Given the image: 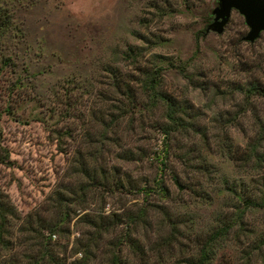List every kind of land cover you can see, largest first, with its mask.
<instances>
[{"label": "rangeland", "instance_id": "obj_1", "mask_svg": "<svg viewBox=\"0 0 264 264\" xmlns=\"http://www.w3.org/2000/svg\"><path fill=\"white\" fill-rule=\"evenodd\" d=\"M215 1L23 0L14 6L19 31L1 44V52L13 66L0 69V111L11 106V113L0 115L1 140L11 161L0 164V193L19 216L55 219L59 215L49 210L50 196L67 188L71 199L64 204L76 215L70 213L64 222L68 228L66 262L82 255L72 252V246L79 230L85 228L76 217L87 210L102 207L104 213L123 210L135 216L144 211L141 220L126 227L122 216L115 228L116 233L129 232L137 244H120L119 264H188L194 247L216 218L225 217L231 223L237 206L242 209L241 223L230 226L208 264H259L251 241L264 232V209L242 208L236 201H228L226 207L208 205L209 197L213 196V202L217 198L209 191L199 195L197 190L205 179L217 182L249 174L242 178L246 181L264 174V159L259 161V171L250 169L249 173L242 160L247 144L259 136L258 150L264 155V95L253 93L245 98L243 94L251 80L264 89V32L252 42L244 40L247 28L235 10L230 11L222 32H205ZM155 54L184 61V72L195 84L160 63L165 68L159 87L187 101L197 113L196 125L163 137L156 127L158 110L134 116L130 123L120 119L109 134L114 139L104 141L95 163L109 170L117 167L120 176L127 174L132 181L145 180L149 191L144 197L140 191L114 192L102 198L86 191L76 196L79 190L75 192L74 185L82 178L75 172L76 157L86 145L94 147V142L84 141L83 133L98 128L90 123L91 113H96L90 111H102L104 94L109 93L104 67L115 66L139 77L134 67H150ZM67 79L74 85H67ZM14 80L21 87L12 89ZM134 92L136 100L142 101L137 87ZM121 149L142 150L145 157L118 159ZM203 162L210 166L201 171L198 165L202 167ZM157 185L164 191H157ZM171 226L173 235H169ZM54 234L51 239L58 237ZM111 235L103 233L89 264H108L106 242Z\"/></svg>", "mask_w": 264, "mask_h": 264}, {"label": "trees", "instance_id": "obj_2", "mask_svg": "<svg viewBox=\"0 0 264 264\" xmlns=\"http://www.w3.org/2000/svg\"><path fill=\"white\" fill-rule=\"evenodd\" d=\"M20 1L23 0H0V69L8 65L13 66L10 57L1 52V44L4 38L19 31L17 22H14L13 8ZM153 56L155 57L150 62V67H134L137 74L140 75L135 78L131 76L132 74L124 73L115 66L107 65L104 67L108 79L105 83L109 93H103L105 99H103L102 111L100 109L90 111L96 112L91 113L90 123L98 124V128L93 132L87 130L83 133L84 141L94 142V147L90 148L86 145L85 151H83L85 153L78 152L76 157L75 172L82 176L81 179L78 178L76 185H74L75 192L79 190L76 196H84L86 191L91 192L92 195L95 192L98 198H102L104 194H112L114 192L129 193L140 191L144 197L146 192L149 191L145 180L142 182L132 181L127 174H123V177L120 176L117 167L112 166V169L109 170L103 163V165L98 162L95 163L103 152L104 141L106 139H114L109 134H113V128L120 119H125L126 123H130L134 116L143 117L146 113L150 114L158 110L160 111V120L156 122L158 123L156 127L160 130L163 137H167L170 132H185L188 126L193 129L194 125H196L193 121L197 113L186 105L187 101L180 100L159 87L161 82L160 72L165 68V65L174 68L189 84H195L191 75L184 72V61L176 59L177 62H173L171 59H165L159 54ZM160 63H165V65L163 66ZM130 80H134L136 85L132 83L130 85ZM65 82L68 85L71 80L67 79ZM71 83V86H73V82ZM21 85L22 83L19 80H14L12 89L21 87ZM136 87L143 96V100L140 102L135 97L134 90ZM253 93L264 95V89L256 81L251 80L243 90V94L245 98H248ZM66 97L67 94L63 93V98L66 99ZM65 104L70 106L68 102ZM10 107L9 104L5 105L2 108L3 110H1L2 112L0 111V115L1 113H11ZM261 141V136H259L255 141L249 142L245 150V157L241 158L244 163L246 162V166L245 164L242 166H245L248 173L250 169L256 171L260 169L258 167L259 161L264 159L263 152L258 150ZM95 143L98 145L96 146ZM226 151L230 152L229 146H226ZM225 155L227 162L231 163L228 160L229 154ZM116 157L118 159L140 160L145 155L142 150L134 153V151L128 149H121L116 153ZM250 161L253 163H247ZM10 163L7 148L3 145L0 134V164L9 165ZM159 163L162 165L163 161L159 160ZM206 166H210V164L203 162L202 167L199 164L198 168L202 171V168H206ZM247 175L249 174L244 176ZM244 176L231 180L223 177L217 182L205 179L197 187L199 191L197 193L199 195H208L207 191H209L211 192L210 194H214L217 200L213 202V196L209 197L208 205L213 203L215 205L218 204L220 207L222 205L226 207L228 206V201H236L242 205V208L264 209V174L261 173L260 176L254 178L249 177L246 181L242 179ZM156 188L157 191H164L162 185H157ZM66 190V187L64 190H55L52 193L53 196H50L51 208L49 210L54 211L57 216L59 215L55 219H45L37 215L30 216L29 214L19 216L9 199L0 193V264H89V261L95 256V251L104 232L113 233L111 235L112 238L106 242V245L110 246L108 247L110 250L108 264H119L118 251L122 242H127L134 247L137 246L136 240L132 238L129 232L116 233L115 228L122 222V216L125 218L123 226L126 227L127 224H133L135 221L141 220L144 211L138 212L137 216H135L123 210L122 212L110 210L104 213L101 210L102 207H98L77 215V221L82 223L85 228L79 230L80 236L76 238L75 245L72 246V252L81 251L82 255L66 262L65 246L67 245V240L65 239L67 238L66 232L68 228L64 222L66 219L68 220L70 213L76 212L73 209L66 208L67 206L64 204V201L71 199L66 194ZM235 208L238 210L234 213V220H230L231 223H227L225 217H221L222 219L220 217L216 218L217 221L213 222V225L205 233L206 235H203L202 240L198 242L197 247H194V253L187 260L188 264L209 263L214 257L215 251L220 248L230 226L236 222L241 223L242 209L237 206ZM74 214L76 215V213ZM170 230L169 235H173L172 230H174V227L171 226ZM55 232L58 233V237L51 239L50 234ZM166 239H168V236ZM251 242H254L251 248L256 249L259 253V264H264V232L257 234V237ZM103 251L108 253L106 249Z\"/></svg>", "mask_w": 264, "mask_h": 264}, {"label": "water", "instance_id": "obj_3", "mask_svg": "<svg viewBox=\"0 0 264 264\" xmlns=\"http://www.w3.org/2000/svg\"><path fill=\"white\" fill-rule=\"evenodd\" d=\"M232 9L241 15L247 27L242 36L244 40L252 42L260 31H264V0H216L209 11L211 20L206 24L204 31L222 32ZM177 188L180 190L182 186L178 184Z\"/></svg>", "mask_w": 264, "mask_h": 264}, {"label": "built area", "instance_id": "obj_4", "mask_svg": "<svg viewBox=\"0 0 264 264\" xmlns=\"http://www.w3.org/2000/svg\"><path fill=\"white\" fill-rule=\"evenodd\" d=\"M50 237L54 238L55 237V234L54 233L50 234Z\"/></svg>", "mask_w": 264, "mask_h": 264}, {"label": "flooded vegetation", "instance_id": "obj_5", "mask_svg": "<svg viewBox=\"0 0 264 264\" xmlns=\"http://www.w3.org/2000/svg\"><path fill=\"white\" fill-rule=\"evenodd\" d=\"M232 10H234V9H232ZM243 23H244V22H243ZM244 25H245V24H244ZM245 26H246V25H245ZM246 28H247V27H246ZM246 30H247V29H246ZM260 32H264V31H260ZM260 32H259V33H260ZM258 35H259V34H258Z\"/></svg>", "mask_w": 264, "mask_h": 264}]
</instances>
